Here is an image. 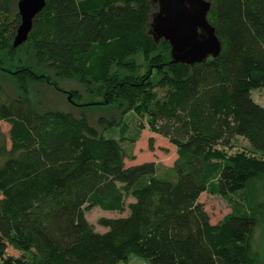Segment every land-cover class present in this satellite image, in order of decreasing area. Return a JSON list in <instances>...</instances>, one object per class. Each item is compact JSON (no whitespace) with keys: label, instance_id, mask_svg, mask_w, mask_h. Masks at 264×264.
I'll return each mask as SVG.
<instances>
[{"label":"trees","instance_id":"trees-1","mask_svg":"<svg viewBox=\"0 0 264 264\" xmlns=\"http://www.w3.org/2000/svg\"><path fill=\"white\" fill-rule=\"evenodd\" d=\"M18 1L0 0V71L21 93L0 100L11 143L0 129V264H118L131 254L150 264H257L248 188L264 177V106L252 95L264 89V0H208L222 50L193 66L173 62L170 43L149 33L154 0H46L14 47ZM56 77L144 116L176 146L173 164L127 166L126 124L115 137L85 114L35 110L29 82ZM237 137L249 150L229 153ZM203 192L230 205L218 223ZM93 206L127 214L101 217L108 230L98 232L85 215Z\"/></svg>","mask_w":264,"mask_h":264},{"label":"rangeland","instance_id":"rangeland-1","mask_svg":"<svg viewBox=\"0 0 264 264\" xmlns=\"http://www.w3.org/2000/svg\"><path fill=\"white\" fill-rule=\"evenodd\" d=\"M25 43V42H24ZM27 47L22 49L26 51ZM31 58V56L29 57ZM139 64V73L145 74L147 70V62L142 54L136 56ZM114 69V67H113ZM49 74L52 72L49 71ZM56 85L48 82H29V94L35 110L45 112L50 110H60L71 112L75 116L80 117L85 114L94 127L100 133L117 137L123 124H126L125 136L129 138L124 142V146L128 154L134 155L132 158H126L127 166L140 164L144 162H155L160 168L163 166H171L177 157L176 146H174L168 138L153 132L148 126L147 120L133 111L124 112V108L118 106H109L102 104L103 97L97 93L92 94L77 79H59L54 78ZM95 86V85H94ZM0 100L8 101L15 99L21 95L15 80L7 73L0 71ZM159 95H165V90L158 89ZM254 100L264 106V89H258L252 93ZM144 126V128H141ZM1 132L4 134L7 147L10 148L9 130L10 125L7 122H0ZM138 137L135 141L131 139L135 135ZM249 150L248 142L237 137L233 142V149L229 153L237 150ZM249 195L252 207L257 215V224L254 228L252 248L257 257V264H264V177L255 179L249 185ZM133 198H128L127 203ZM199 201L203 203L207 211L211 223H218L226 214L231 211L229 203L220 195L203 192ZM125 212L107 211L99 206L86 207L85 215L90 223H92L98 232H104L108 228L99 224L101 217L118 218L125 216ZM7 254L11 256H19V252L9 247ZM118 264H150L145 259L131 254L126 261Z\"/></svg>","mask_w":264,"mask_h":264},{"label":"water","instance_id":"water-1","mask_svg":"<svg viewBox=\"0 0 264 264\" xmlns=\"http://www.w3.org/2000/svg\"><path fill=\"white\" fill-rule=\"evenodd\" d=\"M157 9L150 15L149 33L156 42L161 39L171 45L173 62L195 65L217 57L222 42L208 20L211 2L208 0H154ZM46 0H19L21 23L13 46L27 41L35 17L45 7Z\"/></svg>","mask_w":264,"mask_h":264}]
</instances>
